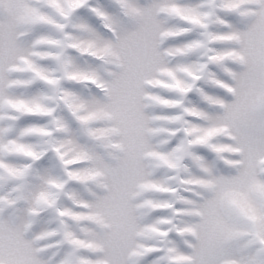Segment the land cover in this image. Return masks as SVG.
<instances>
[{"label": "snow or ice", "instance_id": "obj_1", "mask_svg": "<svg viewBox=\"0 0 264 264\" xmlns=\"http://www.w3.org/2000/svg\"><path fill=\"white\" fill-rule=\"evenodd\" d=\"M0 264H264V0H0Z\"/></svg>", "mask_w": 264, "mask_h": 264}]
</instances>
